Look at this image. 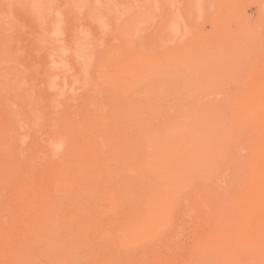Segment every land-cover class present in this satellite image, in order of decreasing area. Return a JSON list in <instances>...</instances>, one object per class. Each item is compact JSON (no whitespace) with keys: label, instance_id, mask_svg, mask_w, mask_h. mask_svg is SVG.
Masks as SVG:
<instances>
[{"label":"rangeland","instance_id":"1","mask_svg":"<svg viewBox=\"0 0 264 264\" xmlns=\"http://www.w3.org/2000/svg\"><path fill=\"white\" fill-rule=\"evenodd\" d=\"M0 264H264V0H0Z\"/></svg>","mask_w":264,"mask_h":264}]
</instances>
